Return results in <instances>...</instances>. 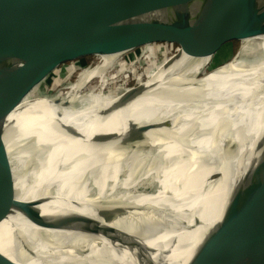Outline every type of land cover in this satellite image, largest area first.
<instances>
[{
	"label": "bare ground",
	"instance_id": "6f19581e",
	"mask_svg": "<svg viewBox=\"0 0 264 264\" xmlns=\"http://www.w3.org/2000/svg\"><path fill=\"white\" fill-rule=\"evenodd\" d=\"M60 30L47 29V40L28 62V76L0 100V140L11 136L10 150L36 140L38 147L49 145L59 155L50 162L49 153L40 166L31 167V180L17 177L21 201L0 212V264L2 257L6 264H188L198 240L191 236L197 232L203 238L221 219L220 207H226L229 188L235 186L238 163L247 159L241 171L245 174L264 146V33L241 38L235 59L214 69L208 66L218 51L172 66L178 69L174 75L165 80L159 76L154 90L94 120L99 126L93 129L87 116L108 102L103 103L101 90L83 94V89L92 77H102L114 60L104 58L101 65L84 70L89 57L85 45L93 41L66 48L59 41ZM76 54L73 60L83 65L51 90L65 58ZM75 76L78 80L71 84ZM64 100L71 105L57 103ZM73 110L81 114L73 117ZM55 111L62 112L64 122L84 132L89 129L90 135L117 137L106 146L73 139L58 127ZM35 122H42L52 136L24 131L13 136ZM164 123L143 134L147 145L126 142L136 128ZM70 140L75 141L71 146ZM154 159L158 163L150 171ZM25 160L20 157L19 162ZM136 162L144 164L133 173ZM214 171L228 176L214 181ZM257 172L251 242L262 228L257 215L264 173ZM137 174L155 178L134 181ZM196 194L199 214L190 201ZM31 230L62 237L32 241Z\"/></svg>",
	"mask_w": 264,
	"mask_h": 264
},
{
	"label": "water",
	"instance_id": "95a60500",
	"mask_svg": "<svg viewBox=\"0 0 264 264\" xmlns=\"http://www.w3.org/2000/svg\"><path fill=\"white\" fill-rule=\"evenodd\" d=\"M55 27L61 28L59 41L63 47L84 46L86 41H93L85 46H89L88 59L95 61L84 64V70L101 65L104 58L114 60L102 77H92L83 89V94L101 90L103 103L108 102L95 115L87 116L93 120L90 128L95 129L99 122L94 120L109 117L150 93L158 86L159 76L165 80L174 75L177 68L172 66L215 53L235 39L264 33V0H0V100L13 84L28 76V62L47 40V29ZM235 57L236 53L229 62ZM57 103L71 105L68 100ZM76 110L70 111L71 116L81 114ZM55 115L62 132L81 142L106 146L117 137L90 135L87 127L84 126L88 132H84L64 122L62 112L55 111ZM163 125L166 123L136 128L126 142L146 144L143 134ZM22 133L53 134L42 122L13 136ZM12 140L11 136L0 140V212L21 201L17 177H29L28 170L40 166L49 153H53L50 162L59 159L58 149L41 144L38 147L36 140L21 142L10 150L14 146ZM255 155L253 168L243 175L247 159L238 163L236 174L240 180L229 188L227 205L220 207L221 219L203 238L197 232L191 236L198 240L188 264H264V197L257 215L261 234L252 242L254 232L249 227L260 179L257 169L264 170V146ZM20 157L26 159L25 163L19 162ZM198 197L191 198L192 204H198ZM196 206L198 213L200 205ZM1 259L6 264L5 257Z\"/></svg>",
	"mask_w": 264,
	"mask_h": 264
},
{
	"label": "rangeland",
	"instance_id": "374dc122",
	"mask_svg": "<svg viewBox=\"0 0 264 264\" xmlns=\"http://www.w3.org/2000/svg\"><path fill=\"white\" fill-rule=\"evenodd\" d=\"M240 42H241V38L235 39L232 42H230V44H228L229 46L225 45V48L223 47L221 50H219L217 52L216 58L208 66V69L211 70V69H214L215 67H217L219 65H223L224 63L229 62L232 55H234L237 52L239 45H240ZM65 59H67V60L63 61L60 69L57 71L56 75L54 76L53 84L51 85V90H56L60 86L65 84V81L80 68V65L81 66L83 65V63H80L78 61L73 60L70 56L66 57ZM93 61H95V59H88V57H87L85 64L87 65L88 63L93 62ZM75 78H76V76L74 77V79ZM74 79H73V81H74ZM74 143H75L74 140H70L68 142L69 146L73 145ZM156 163H158L157 159H154V161L151 162V164L149 166L150 171L153 169V167L155 165H157ZM142 164H144V163H141V164L138 162L134 163L133 167L131 168L132 172L134 173L136 170L141 168ZM260 172L264 173L263 170H260ZM227 174L228 173H224V172H220V171H214L213 180L214 181H216V180L217 181H222V180L224 181L226 179V177L228 176ZM137 175H138L137 179L133 178L134 181L137 180L140 182H144V181L146 182V181H148V179L155 178L154 175L147 177L146 175H149V174H143L144 176L143 175L139 176V174H137ZM236 176L237 175L233 176V183L234 184L238 182V179L236 178ZM44 237L46 239V238H58V237H62V236L58 235L57 233H52V232H47V231L31 230L30 239L32 241H34L36 239H42ZM72 251H74V249H72ZM65 264H70V263L67 262Z\"/></svg>",
	"mask_w": 264,
	"mask_h": 264
}]
</instances>
